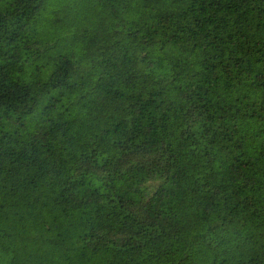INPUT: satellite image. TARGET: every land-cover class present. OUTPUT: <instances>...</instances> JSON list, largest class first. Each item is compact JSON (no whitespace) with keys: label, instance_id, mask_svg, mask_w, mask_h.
Masks as SVG:
<instances>
[{"label":"trees","instance_id":"1","mask_svg":"<svg viewBox=\"0 0 264 264\" xmlns=\"http://www.w3.org/2000/svg\"><path fill=\"white\" fill-rule=\"evenodd\" d=\"M0 264H264V0H0Z\"/></svg>","mask_w":264,"mask_h":264}]
</instances>
